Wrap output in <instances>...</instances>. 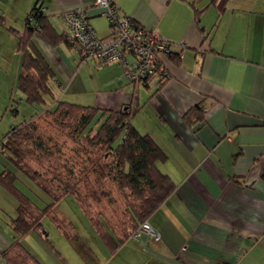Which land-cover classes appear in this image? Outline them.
Listing matches in <instances>:
<instances>
[{
	"label": "crops",
	"instance_id": "0c3cea01",
	"mask_svg": "<svg viewBox=\"0 0 264 264\" xmlns=\"http://www.w3.org/2000/svg\"><path fill=\"white\" fill-rule=\"evenodd\" d=\"M112 1L120 13L154 32L178 54V62L164 61L169 72L165 83L157 79L147 86L129 83L117 63L89 59L80 64L71 46L64 42L52 46L42 34L36 33L33 43L54 71L51 82L57 99L93 106L98 112L131 107V124L164 152L166 159L157 167L170 177L175 190L147 220L160 234L159 242L147 240L149 252L129 240L109 252L106 243L120 239L121 225L113 215L99 216L107 229L117 233L113 240L100 239L77 205L85 232L73 231L76 224L66 218V229L60 231L77 245L82 260L75 264H264V0H230L220 14L210 0ZM93 2L0 0V106L4 110L21 69L28 10L35 4L42 6L56 33L66 36L64 13L88 9L97 36L105 38L112 29L89 9ZM192 6L203 11L195 16ZM197 104L204 118L188 124L184 115ZM2 207L0 264H12L3 252L15 235L6 225L11 217L4 215ZM33 236L30 232L19 241L35 259L25 241L35 243Z\"/></svg>",
	"mask_w": 264,
	"mask_h": 264
},
{
	"label": "trees",
	"instance_id": "16d2710c",
	"mask_svg": "<svg viewBox=\"0 0 264 264\" xmlns=\"http://www.w3.org/2000/svg\"><path fill=\"white\" fill-rule=\"evenodd\" d=\"M229 1L210 0L209 3L215 6L220 14L229 6ZM192 7L195 16L203 11ZM42 8L35 4L26 14L21 69L15 84V88L23 96V101L36 106L37 112L29 119H23L9 127L0 141V186L15 200L16 205L15 215L10 220L15 238L10 247L3 252V256L12 264H40L22 246L19 239L34 232L48 242V236L42 226L45 217L57 223L61 232L65 231L64 224L54 209L68 195H71L83 209L84 215L94 225L98 238L113 240L117 234L116 231L107 229V225L101 222L99 216L113 215V221L121 225L120 239L114 240L113 244L106 243L108 247L111 246L109 252L128 240L140 243L142 250L149 252L147 240L159 242L160 234L147 220L175 190L170 177L157 167V162H163L166 156L149 135L139 133L131 124L133 111L130 106L117 111L105 110L99 113L93 106H83L56 98L54 84L51 82L54 71L41 51L35 47L33 36L36 33L44 35L52 46L60 42H64L68 47L71 45L66 36L56 33L46 13L41 12ZM30 16L37 23L36 27L29 23ZM167 49L162 56L163 61L178 62V54L172 52L169 45ZM165 69L167 70L166 66ZM153 77L154 75L142 79L136 84L147 86L156 79ZM167 80L158 79V82L163 84ZM12 112L17 115V108ZM97 113L100 117L96 125L89 128ZM42 114L63 122L60 125L64 127L72 120L74 127L70 130L72 123L68 124L67 134L76 145L83 146L81 152L78 149L73 150L75 153L67 159L69 166L64 179L54 172L50 178L42 177L28 166L24 145L33 140L34 121ZM203 118L204 111L200 104L195 105L184 115V120L191 125L202 121ZM37 147L41 149L42 146L39 143ZM55 168L56 166L54 170ZM21 176L29 178L47 194L51 202L44 208L35 206L16 185ZM261 179L264 182V169ZM145 222L159 235L158 240L146 234L141 235L139 239H131V235Z\"/></svg>",
	"mask_w": 264,
	"mask_h": 264
},
{
	"label": "rangeland",
	"instance_id": "374dc122",
	"mask_svg": "<svg viewBox=\"0 0 264 264\" xmlns=\"http://www.w3.org/2000/svg\"><path fill=\"white\" fill-rule=\"evenodd\" d=\"M130 59L132 60L131 57ZM14 89L15 91L12 92V98L5 105V110L4 106H0V135L4 130L9 129V127L12 125H16V123L23 121V119H29L35 112H37L36 106H31L24 101L20 102L17 96L18 90L15 87ZM83 96L84 95H81L80 97L83 98ZM70 99L73 98L71 97ZM15 108H17L18 111L17 115H14L12 112V110ZM99 113L92 119L89 124V128L96 125L98 118L100 117ZM139 116L140 115H138V117ZM34 123L35 136L29 144L24 145V148L27 151L28 166L32 170L38 172L42 177L50 178L51 174L54 172L64 179V176L67 175V169L69 166V161L67 163V159L71 158V156L75 153L73 150L78 149L81 152L83 148L82 145H76V142L73 141L72 137L67 134L69 132L67 125L72 123V125H70V130H72L74 123L71 120L64 127L63 125H60V123L63 122L55 121L53 118H50L44 114L35 119ZM39 143L40 146H42L41 149L37 147V144ZM54 166H56L55 170ZM16 185L19 190L27 195L31 202L39 208H44L51 202V199L47 196V194H45L37 187V185H35L29 178L25 176H21L16 182ZM55 188L57 189L56 185ZM14 201L15 200L10 198L0 186V205L3 206L2 209L5 212V216L11 218L14 217L12 212ZM117 209L119 210V208ZM54 211L56 214L57 211H59V213L62 212L59 214L64 216L62 218V222H64L63 220L66 218L74 225L76 224L77 228L72 229L73 231L76 230L77 232L81 233L85 232L83 228L85 219H82L83 214L80 210V207L77 206V203L71 195H68L62 199L57 204ZM59 215H57V217H59ZM6 225L9 226L10 224L7 223ZM42 226L48 236V242L38 234H35V236L32 237L33 240H35V243H33L28 238L25 240L29 245L30 251L40 264H75L78 262V260H82L80 255L77 253V245L63 237L57 223L45 217L42 221ZM64 229H66L65 226ZM0 231H3L2 224H0ZM86 237L89 239L87 234ZM46 256L48 259H52L53 262L51 263L48 262V260L46 261Z\"/></svg>",
	"mask_w": 264,
	"mask_h": 264
},
{
	"label": "built area",
	"instance_id": "2783aa9c",
	"mask_svg": "<svg viewBox=\"0 0 264 264\" xmlns=\"http://www.w3.org/2000/svg\"><path fill=\"white\" fill-rule=\"evenodd\" d=\"M89 9L105 18L112 32L107 38L98 37L87 17L88 9L76 8L64 13L68 29L66 37L80 64L89 59L104 64L117 63L123 68L127 82L133 84L152 75L157 80L169 79V72L162 59L168 51L166 42L151 30L137 26L129 16L120 13L112 0H94ZM41 12H45V9L42 8ZM28 19L33 27L37 26L32 16ZM128 56L132 57V61L128 60ZM143 234L150 235L155 240L159 238L145 222L131 235V239H139Z\"/></svg>",
	"mask_w": 264,
	"mask_h": 264
}]
</instances>
